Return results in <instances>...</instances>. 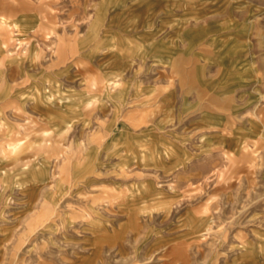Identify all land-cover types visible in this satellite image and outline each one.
Masks as SVG:
<instances>
[{
  "label": "rangeland",
  "instance_id": "obj_1",
  "mask_svg": "<svg viewBox=\"0 0 264 264\" xmlns=\"http://www.w3.org/2000/svg\"><path fill=\"white\" fill-rule=\"evenodd\" d=\"M51 7L82 51L0 68V264H264V0Z\"/></svg>",
  "mask_w": 264,
  "mask_h": 264
},
{
  "label": "crops",
  "instance_id": "obj_2",
  "mask_svg": "<svg viewBox=\"0 0 264 264\" xmlns=\"http://www.w3.org/2000/svg\"><path fill=\"white\" fill-rule=\"evenodd\" d=\"M53 1L58 3V0H0V43L2 44L0 50V68L6 61L14 59L22 61L34 52L39 55L42 50L37 47L34 41V37L38 33L42 35L45 42L56 43L57 49L54 52L59 59H65L68 54L82 51L80 39L76 33L73 32L71 35L64 34L61 36L57 34L56 29L61 23V17L57 12H54L55 8L51 7ZM21 20H25L30 25L31 32L29 35L30 40L33 42L32 52L24 56L14 57L9 52L12 44V35L15 22H20ZM34 21H38V25H34ZM41 21L44 23L43 25ZM65 42L67 44H64ZM67 45L70 48H67ZM61 52H63L62 55ZM120 97L123 98L122 95ZM12 131L13 129H10V132ZM45 142V146L48 148L55 147V142L49 144L47 140ZM22 144V140L19 139L8 143L7 146L11 147V152L16 153L21 149Z\"/></svg>",
  "mask_w": 264,
  "mask_h": 264
}]
</instances>
